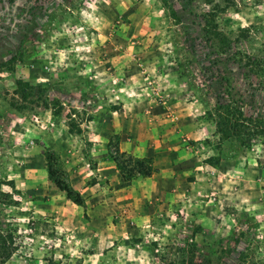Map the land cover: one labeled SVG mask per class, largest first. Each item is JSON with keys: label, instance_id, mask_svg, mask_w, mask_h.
Segmentation results:
<instances>
[{"label": "rangeland", "instance_id": "1", "mask_svg": "<svg viewBox=\"0 0 264 264\" xmlns=\"http://www.w3.org/2000/svg\"><path fill=\"white\" fill-rule=\"evenodd\" d=\"M105 116L109 131L137 123L146 138L160 121L179 141L194 130L189 153L207 188L160 233L149 220L131 222L140 230L88 248L43 224L34 192L2 185L12 197L0 212L23 239L7 264H264V190L246 186L248 200L222 206L208 162L220 156L231 176L263 164L251 158L264 150V0H0V180L26 154L48 165L50 148L40 157L48 127L83 142L81 163L113 160L119 137L97 143L86 131ZM237 124L256 127L253 149L236 137ZM215 133L226 138L221 153ZM57 156L53 173L71 185Z\"/></svg>", "mask_w": 264, "mask_h": 264}, {"label": "crops", "instance_id": "2", "mask_svg": "<svg viewBox=\"0 0 264 264\" xmlns=\"http://www.w3.org/2000/svg\"><path fill=\"white\" fill-rule=\"evenodd\" d=\"M134 102L138 103L135 100ZM108 119L105 116L103 119L96 118L90 123L91 131L86 130L90 140L108 143L112 137L118 136L120 152L137 158L152 159L151 164L154 167L152 175H138L125 181L114 161L109 158H100L95 166L88 161L81 163L83 160L75 159V156L79 155L83 142L76 144V136L63 129L54 131L52 127L43 130L44 134L40 139L43 144L40 157H44V148L48 147L65 160L71 186L80 193L82 202L80 204L74 202L64 191L58 189L49 177L46 163L44 161L39 163L37 161L39 159L34 158L32 153L26 154L22 163L15 164L9 170L8 179L13 181L15 190L26 189L34 192L28 195L34 199L32 203L37 204L38 215L43 219V224L55 222L57 230L76 237L78 247L88 245V248H91L99 245L105 240L103 237L111 232L140 230V226L134 227L131 222L140 225L141 220L145 222L149 220L148 225L151 227L148 228L160 233L172 219L178 218L180 213L184 214L185 208L191 206L197 194H201L207 188V178L201 173L204 166H199L200 164L194 161L192 154L189 153L188 140H191V136L188 132L192 133L194 130L179 135L182 138L179 141L176 140L178 134L175 135L173 131L166 129V123L160 121L153 126L152 136L146 138L140 136L137 123L128 125L125 122L120 124L119 129L116 127L115 131H109L114 120L108 121ZM82 136L85 137V134ZM34 145L32 141V146L28 145L26 150L30 152L37 150L34 149ZM103 150L109 154L107 146ZM257 153L256 158L251 159L256 163L260 161L264 164V150H258ZM262 165L252 167L251 172L247 170L238 176L223 172L219 166L210 167V177L219 179L216 185L222 206L226 202H236L234 198L248 200L247 193L243 194L246 186L256 185L259 194L264 190ZM101 185L104 186L100 187ZM231 186L235 192L229 190ZM34 188L37 190L34 191ZM110 188L112 190H109ZM254 193L257 195V191ZM245 196L248 197L245 199ZM42 235L46 236L44 233Z\"/></svg>", "mask_w": 264, "mask_h": 264}, {"label": "trees", "instance_id": "3", "mask_svg": "<svg viewBox=\"0 0 264 264\" xmlns=\"http://www.w3.org/2000/svg\"><path fill=\"white\" fill-rule=\"evenodd\" d=\"M46 109V107H45ZM219 126V125H218ZM234 131L237 132L236 137L244 144L246 149H251L253 145L257 142V129L250 125L237 124L234 126ZM72 131H70L71 133ZM214 137L217 139V145H215V150L222 151L223 142H225L224 137H219V133H215ZM46 155L48 159V173L50 179L55 183L56 187L66 193V195L74 202L80 204L82 202V197L80 193L72 188L65 181L58 179L53 173V167L51 165V160L58 159V154L51 149L46 150ZM125 153L121 155H114L113 160L119 169L123 179L125 181L131 180L138 175L150 176L153 173L154 167L152 166L151 158H133L124 157ZM219 157L213 156L208 159L211 165L219 166ZM8 181L0 180V203H3L4 197L11 198V193L6 192L2 189V185L8 184L14 188L13 181L7 179ZM15 190V189H14ZM22 236L18 233V228L11 223V220L7 215L0 212V264H7L8 261L20 250V245L22 242ZM189 264H202L201 261L190 259Z\"/></svg>", "mask_w": 264, "mask_h": 264}]
</instances>
